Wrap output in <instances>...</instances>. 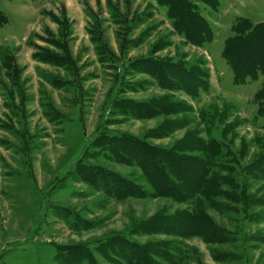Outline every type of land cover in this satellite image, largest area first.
<instances>
[{
	"label": "rangeland",
	"instance_id": "rangeland-1",
	"mask_svg": "<svg viewBox=\"0 0 264 264\" xmlns=\"http://www.w3.org/2000/svg\"><path fill=\"white\" fill-rule=\"evenodd\" d=\"M194 1L211 32L199 46L155 0H0V264H145L142 255L157 264H264V107L259 114L254 99L264 71L237 84L221 55L238 20L264 21V0ZM171 72L174 91L162 78ZM157 99L182 112L128 116L129 103ZM163 128L172 130L157 137ZM122 136L169 150L212 139L219 160L208 191L187 189L182 201L157 194L151 181L162 189L164 180L148 175L162 161L119 162L123 144H102ZM171 165L168 181L206 174ZM88 166L123 184L106 188ZM184 213L215 236L191 227L166 234Z\"/></svg>",
	"mask_w": 264,
	"mask_h": 264
},
{
	"label": "trees",
	"instance_id": "trees-1",
	"mask_svg": "<svg viewBox=\"0 0 264 264\" xmlns=\"http://www.w3.org/2000/svg\"><path fill=\"white\" fill-rule=\"evenodd\" d=\"M199 1H202L205 4L207 3L212 7L215 5L214 0H211V3H209L208 0H199ZM155 2L159 6H165V8L167 9L166 13L168 17L170 18V20H172L171 22H172L173 27L180 33H183V35L185 36V40L188 43L199 46L200 42H198L197 39H201L202 35L210 36L211 32H210L209 27L206 25L205 19L203 20L202 17H200L196 13V7H195L194 0H155ZM5 22L6 20L4 21V18L2 17V15H0V27ZM231 32H232L231 35L228 36L224 40V43H223L224 45L222 47L221 55L223 59L226 61L227 65L232 70L233 80L235 81V83L240 84V83H243L245 79L247 78L251 80L257 78L258 73L264 71V47H261L264 44V21L252 23L248 19H241V20H238L232 26ZM0 49H1V46H0ZM152 62L155 63L154 64L155 70L162 68L163 70H167V72L169 71L168 69L174 72L175 71L174 69L177 68L176 65L174 64L169 63L168 65H165L164 64L165 61L163 62L152 61ZM157 65L159 67H157ZM162 66H165V67L167 66L168 68L166 69V68H163ZM200 71L201 70L198 69V74H200ZM172 72L170 73L171 75L170 80H168L165 75L162 77L164 78V80L168 82L167 89L168 88L171 89L170 85L177 82V81H174V76ZM155 73L156 72H153L154 77H156ZM199 84H201V81H198L197 88L199 87H203V89L205 88L204 83H202L201 86H199ZM174 90L171 89V91H174ZM180 90L186 93L191 91V90L186 91V89L183 87H181ZM254 99L255 101H257V104L259 106L258 113L262 114V108L264 107V87L258 90L254 94ZM154 103H157V104H154ZM125 108L129 109V111H127L128 116L132 118H136V119L151 118V117H154L160 114L167 115V114H175V113L182 112V111H179V109L182 110V107H178L176 103L168 99L167 101L166 99L165 100L157 99V101L155 100L151 103H148L147 105H133L129 103ZM151 108H154V109H151ZM199 116H200V120L202 121H206L208 118V115H205L204 113H200ZM171 130L172 128H168V129L163 128V131L162 130L159 131V133H157L156 136L160 138L166 137ZM102 137L104 138V136ZM108 143H110L112 146L110 147L111 150L115 143L123 144L122 148L125 149L124 150L125 152L123 153L125 156L124 157L125 159L119 157L116 159L119 162L129 163L132 160V161L142 163L143 161L141 160L138 161L139 159L142 158L144 159V162L146 161V163L148 164H151V163L153 164L156 161H162L164 165L167 163L166 164L168 165L166 166L167 170L162 169L163 164L162 165L158 164L155 166L151 165L152 168L150 169V171L152 172V174L149 173L150 175H148V177L151 180L152 177L154 178V176H157L156 174L160 172L162 181L164 180V184L162 183V185H164V188L160 189L159 188L160 186H158L157 183L153 185L154 181H151L153 188H155L154 191H156V193L159 195H169L170 197H173L177 199L178 201L185 200L184 197L188 193H191L190 194L191 196V195H197V194L201 195L205 191H208V187H209L210 180H211V176H209L211 171L209 172V170L212 167V164L215 163L216 160H219L217 158L214 161V152L212 149V145H216V144L212 142V139H210L209 142H206L204 139L196 138L190 141L189 143H185V145H180L178 147H175L172 150L164 149L160 147H153L152 145L144 141H140V140H137L135 138H130V137L129 139H127V137L125 136L117 137V138L108 137L106 141L103 140L102 144H108ZM195 149H198L197 152L199 155L198 154L197 155L187 154L188 152H192ZM117 151H120V150L117 149ZM128 154H129V157H128ZM128 158L129 160H127ZM170 161L171 163L172 161H182V162L192 163L193 168L200 167L201 168L200 170H203V174H205V172L206 174L203 176L202 174L196 175L198 177L194 180V183L193 182L189 183L187 181L183 182L182 180L168 181L167 175L169 174V172L171 171L170 169L172 168ZM258 163L259 162H257L256 164ZM260 164L262 165V162H260L258 165ZM88 167L90 170L93 171V175L91 176H94V178H96L94 180L102 181L101 183H105L103 186H106V188L107 187L111 188L114 185H116L117 187H120V185L123 184L124 180L117 178L115 175L107 174L105 173V171H102L99 168L90 167V166ZM204 168H206V171ZM153 169L156 171H153ZM219 170H220L219 168L216 169V171H219ZM81 173L84 176H88L89 178L93 179V177H90L88 174H85L82 171ZM98 173H100V176H97V175L95 176V174H98ZM262 173H263V169L258 167L255 174L262 176ZM215 187H217V184ZM187 189L188 190L194 189L195 192L194 190H191L193 192L190 191L186 193ZM202 190H204L203 193H202ZM184 214L185 215H182L181 217L183 218L188 217V220L186 221L184 220L183 222L179 223L178 220L182 218L178 217L176 218L177 221H175L176 219L174 220L175 224H168V225L163 226L166 234L175 235L179 237L185 236L189 230V227H191L190 232L192 233L194 232L200 235H202L203 232H205L204 234L208 233V231H206L207 229L204 226L203 218L198 219L197 216L195 215L191 216L190 213L189 214L184 213ZM200 223L202 224L200 228L195 229L194 225L197 226ZM208 235L209 237L215 236L212 233H208ZM125 246H128V245H125ZM134 248L137 250V247H134ZM139 252L143 253L142 251H139ZM164 255H165V259H167L165 260V262L173 263L174 259L171 257V254L169 255L167 252H165ZM141 257H142L141 258L142 261L145 264H157L156 262H153L147 255H142Z\"/></svg>",
	"mask_w": 264,
	"mask_h": 264
}]
</instances>
